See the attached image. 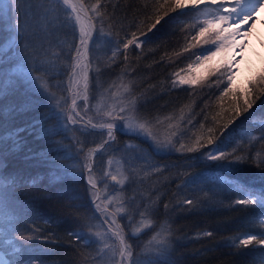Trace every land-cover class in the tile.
Wrapping results in <instances>:
<instances>
[{"label":"trees","instance_id":"trees-1","mask_svg":"<svg viewBox=\"0 0 264 264\" xmlns=\"http://www.w3.org/2000/svg\"><path fill=\"white\" fill-rule=\"evenodd\" d=\"M84 2L90 6L96 0ZM146 2L101 0L103 32H96L89 51L90 97L86 117L107 86L121 83L129 99H136L140 112L152 119L159 134L176 133L171 137L175 147L158 151L154 142L127 133L118 124L112 142L94 155L92 177L95 180L106 159H121L127 181L123 186L112 183L110 191L119 194L120 202L110 208L135 254L144 256L146 253L148 258L153 257L156 245L166 239L167 248L158 264H253L257 253L232 244L233 237L254 231L255 226L250 224L252 208L232 205L241 197L237 187L264 188V170L252 162L208 161L200 153L176 149L182 143L191 145L197 136L213 128L219 136L218 149L231 151L239 145L244 151L237 155L259 153L264 157L261 151L264 140L260 139L264 133V96L221 135L220 125L227 122V115L220 124L212 117L221 111L220 96L226 77L219 88L215 76L209 77L203 86L177 83L173 87L178 79L176 74L187 72L188 65L194 64L199 55V52L192 56L184 52L191 36L198 31L187 32L186 26L205 19L195 13L189 18L188 13L193 10L165 17L147 34L148 41L141 49H130L127 61L123 54L113 60L114 46L107 34L111 33L112 39L124 38L125 32L137 31V26L147 31L152 22L148 19L152 9L145 10ZM25 11L35 43L44 44L48 53L45 59H52L56 66L63 68L64 74L58 77L66 78L72 71L68 65L74 63L69 56L74 55V46L79 43L78 27L66 22L64 6L57 0H27L21 6V20L25 19ZM12 20L15 22V15ZM95 23L99 29L100 21ZM194 51L189 48V53ZM0 63L8 67L6 62ZM41 74L48 81V89L67 94L63 87L55 86V75L34 73ZM209 84L211 87L206 86ZM235 88L240 89L238 85ZM222 103L227 108L231 97H224ZM23 104L28 105L26 111H7L12 105ZM84 104L83 100L77 103L78 111ZM65 107H56L49 92H44L38 83L28 84L22 77L17 91L11 94L6 91L0 98V136L4 137L0 140L3 160L0 175L5 177L6 196L30 216L20 227L39 230L36 233L39 240L32 247L44 250L40 264H94L98 242L92 237L93 242L83 246V242H75L70 233L88 231L82 228V219L90 218L89 224L94 225L104 218L93 206L88 185L73 165L81 163V147H85V151L98 147L108 137L105 130L83 135L79 125L66 128L61 113ZM34 121L39 123L33 128ZM18 128L26 130L20 133V144L14 148L9 133ZM41 129L47 130V134H42ZM77 139L81 144L76 143ZM197 174L199 178L195 183L186 182L189 176ZM10 180L15 182L9 184ZM96 184L102 189V205H108L104 182ZM185 199L193 200V205H184ZM148 222L151 225L146 228ZM42 240L47 242L41 243Z\"/></svg>","mask_w":264,"mask_h":264},{"label":"snow or ice","instance_id":"snow-or-ice-1","mask_svg":"<svg viewBox=\"0 0 264 264\" xmlns=\"http://www.w3.org/2000/svg\"><path fill=\"white\" fill-rule=\"evenodd\" d=\"M27 0H0V61L8 64L5 68L3 63H0V98L4 97L6 91L14 93L18 90L21 77L25 82L31 85L39 84L44 92L48 91V81L43 74L34 75V73H46L49 71L50 62L46 60L48 53L43 43L37 45L33 39V34L29 31L28 13L24 12L25 19L21 20L20 11L22 4ZM64 6L66 13V22L74 27H78L79 43L76 44L74 55H70L69 59L74 61V64H69L68 67L72 70V76L69 78V85L66 90H72L73 98L71 104L61 109L63 115L64 126L79 125L83 135L91 134L95 129H106L108 140L101 143L100 148L109 145L115 138L117 132V125L123 126V130L131 132L134 135L142 136L150 139L157 147L158 151L172 150L175 143L171 137L176 133L170 132L165 139H161L159 133L156 131V125L153 124L152 119L142 114L137 105L135 98L130 99L125 103V107L114 108L105 116L108 118L107 123L93 124L90 119H86L87 115V100L88 96L85 94V104L80 111H77V98L81 88L85 93L89 90V67L90 64L86 61L89 52V42L92 40L94 33L103 32V13L101 8L104 6L101 0H96L94 5L86 6L84 0H57ZM234 2V6L229 7L230 3ZM145 10L152 9L151 16L148 17L152 22L147 26V31H144L137 26V31L130 34L125 32L124 38L112 39V34L108 33L109 42L113 44L112 59L123 54L124 60L127 61L128 53L131 48L137 50L142 48V45L147 43V34L157 27L165 17L176 12H184L185 10H193L188 13L189 18H193L192 14L204 16L202 23L188 25L185 31L191 32L195 29V35L191 36L188 46L184 48V52L189 56H196V68H202L201 73L194 70V64H189V75H181L177 73V81L173 82V87L178 83L180 86H197L204 85V82L209 77L215 76L217 87H221L226 77V86L220 96L221 111L213 116L215 123L220 124V121L227 115V122L220 125L221 135L229 128L238 118L245 113L250 112L257 100L264 96V71L258 76L251 78L245 88L236 89L233 85L235 68L238 57L233 54L234 50L243 49L242 42L237 41L238 36L246 35L241 32V28L247 25L254 19V13L258 8H264V0H215L214 3H206L205 0H147L144 5ZM93 13L89 15V13ZM15 15V22L12 16ZM96 21H100V27L97 29ZM240 23H238V22ZM139 32V35L137 34ZM189 48L194 49V52L189 53ZM214 49V50H213ZM10 54V56L8 55ZM223 54V55H221ZM217 57H220L216 60ZM215 61V62H213ZM13 64L19 65L12 67ZM75 85L73 88L72 86ZM211 87V85H206ZM231 97V103L227 108L223 107V98ZM27 104L10 106L7 111H26ZM115 113V115H114ZM219 118V119H218ZM39 121H34L32 127L34 128ZM171 127V126H170ZM203 129V125H201ZM26 129L18 128L9 133V138L14 141V148L20 144V133ZM42 134H47V130L41 129ZM103 135V133H101ZM4 137L0 136V140ZM219 136L216 135L213 128L207 129V134H201L196 137L195 142L191 145L180 144L177 151H186L187 153H200L208 161H228L240 163H254L260 170H264V157L259 153L253 156L251 153L244 155H237V152L244 150L238 145L231 151H224L217 148V141ZM260 139L264 140V133L261 134ZM77 144H81L79 139ZM98 149L92 148L85 151V147H81L79 152L81 154V163L73 165V168H78L80 175L88 185L89 195L94 201V207L97 212L104 213V222L108 225L112 236L115 238V245H108L104 243V249H109L115 258L118 253L119 259L117 264H139V261L133 258L132 245L127 242L123 234V229L116 225L114 217L115 213L107 211L108 206L101 207L100 203H95L97 199L96 181L92 177L93 164L91 158L96 154ZM264 151V149H261ZM3 163L0 157V164ZM199 178L196 176H189L188 181L195 183ZM115 181L116 176H111ZM10 180L9 184L14 183ZM227 183L228 181L225 180ZM5 177L0 175V264H40L41 254L43 249L34 248L32 245L39 240L36 233L38 229H22L21 224H25L30 216L23 209L22 206L17 205L13 200L9 199L5 194ZM236 190L240 193L242 198L234 200L233 205H241L244 208H252L253 218L250 224L255 226L254 231H244L232 238V244L238 248H248L254 253L253 264L259 261V264H264V188L249 187L247 185L239 186ZM194 201L185 199L184 205H193ZM164 207L167 209L168 205ZM258 210V211H257ZM90 218L82 219V228H87L88 231H72L70 235L74 237L78 244L83 242V246H89L93 242V235L100 239L101 242L105 240V235L99 231L94 234L91 232L93 225L89 224ZM115 226V230L112 229ZM211 235V233H207ZM47 242L46 240L40 241ZM238 242V243H237ZM167 248V242L161 240L154 250L153 257L146 259L144 264H158L159 257L164 254ZM97 253V259H102L101 252Z\"/></svg>","mask_w":264,"mask_h":264},{"label":"rangeland","instance_id":"rangeland-1","mask_svg":"<svg viewBox=\"0 0 264 264\" xmlns=\"http://www.w3.org/2000/svg\"><path fill=\"white\" fill-rule=\"evenodd\" d=\"M205 2L212 4L215 2V0H205ZM228 6L231 7L234 5L230 3ZM253 15H254V19H252L247 25L241 28V32L246 31L247 34L236 38L238 42L244 43L246 41V43H244L243 49L233 51V54L238 57L237 63L234 65L235 73H234L233 85L234 87L238 85L240 89L245 88L248 85L249 80L253 78L255 74H257L260 71H264V8H258ZM94 53H97V51H95ZM88 56H89V52H88ZM219 58L220 57H217L216 60H218ZM47 60L50 62L49 70H51L48 72L56 76L54 79L55 86H61L66 90V88L68 87L70 83L69 78L70 76H72V71L69 76H66V78L65 77L59 78L58 75L64 74L63 68H59V66H56L54 60L52 59H47ZM90 65H91V62H90ZM195 71H199L202 73L204 69L196 68L195 63H194V70H192V74H195ZM189 72L190 70L188 69L187 72L181 75L187 76L189 75ZM72 87L74 88L75 85H73ZM47 92H49L50 96L53 98V101L56 107L58 106L65 107L71 104V99L73 98L72 90H66L67 92L66 95L57 93L55 92V90L53 92L51 89H48ZM85 94L86 93L81 88L78 97H76L77 103H79L81 100L84 101ZM87 96H88L87 101L89 102V97H90L89 93ZM128 100L130 99H129L128 94L126 93V88H124L123 85H121V83H115V84L109 85L102 91L99 98L95 100V104L93 105V108L90 111V114L88 116L90 118L88 117H85V118L90 119L93 124L107 123L108 118L105 116V113H107L108 111L114 108L125 107L126 104L122 102H126ZM78 110H79V107H77V111ZM97 129H98L97 131H102L99 128ZM124 131L127 132L126 130ZM127 133H131V132H127ZM159 136L163 140L168 135L166 133H162V134H159ZM101 171L102 173H99ZM111 176H116L117 179L115 180V182L120 184V186H123L126 183L127 177H126L125 168H124V165L121 159L114 158V157L106 159L105 163L99 167L98 172L95 175L96 183L101 182V181L104 182V185H103L104 192L108 194L107 211L109 213H113L112 209L110 208V205L117 206V203L120 202L119 194L111 193L110 191V187L112 183L114 182L111 179ZM99 189H100L99 198L96 199L95 203H100L101 207H103L100 201L102 189L101 188ZM96 193L98 196V190H96ZM92 204L94 206V202H92ZM98 213L104 218V213H100V212ZM110 219H115L116 225H118L120 228V225L116 218V214L114 217H110ZM150 225L151 223L149 222L146 223V228L149 227ZM93 226L94 227H92V231H91L93 234L96 231H99L105 235V240L103 242H101L99 238L93 235V238L98 242V251L96 252V257H97V253L103 250L101 252L102 259L95 258L94 264H117V261L119 259L118 253L116 254L115 258H113L112 251L109 249H104V243H107L110 246L115 245V238L112 236L111 231L108 228V225L104 222V219H100V221H96ZM112 230H115V226ZM159 239L160 237L157 239V242L159 241ZM148 250L152 251L151 248H148ZM133 254H134L133 258L138 260L139 264H144L146 259H148L146 253L144 254L145 257L142 255H137L134 252Z\"/></svg>","mask_w":264,"mask_h":264},{"label":"water","instance_id":"water-1","mask_svg":"<svg viewBox=\"0 0 264 264\" xmlns=\"http://www.w3.org/2000/svg\"><path fill=\"white\" fill-rule=\"evenodd\" d=\"M89 15H90V13H89ZM94 35H95V33H94ZM94 37V36H93ZM93 39V38H92ZM91 42H92V40L89 42V46L88 47H90V44H91ZM88 58V57H87ZM86 58V59H87ZM88 61V60H87ZM88 71H90V68L88 69ZM95 130H98V129H95ZM100 130H104V129H100ZM96 149H98V151H100V150H102L103 148H100V146L99 147H95ZM97 151V152H98ZM91 162H92V164H93V156H92V158H91ZM96 188H97V190H98V194H99V189H98V186H96Z\"/></svg>","mask_w":264,"mask_h":264},{"label":"clouds","instance_id":"clouds-1","mask_svg":"<svg viewBox=\"0 0 264 264\" xmlns=\"http://www.w3.org/2000/svg\"><path fill=\"white\" fill-rule=\"evenodd\" d=\"M238 23H240V22H238ZM238 37H239V36H238ZM244 43H246V41H245ZM244 43H243V45H244Z\"/></svg>","mask_w":264,"mask_h":264}]
</instances>
